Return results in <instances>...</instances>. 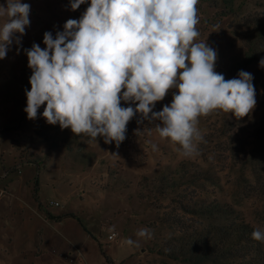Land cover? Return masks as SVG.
<instances>
[{
    "label": "rangeland",
    "instance_id": "obj_1",
    "mask_svg": "<svg viewBox=\"0 0 264 264\" xmlns=\"http://www.w3.org/2000/svg\"><path fill=\"white\" fill-rule=\"evenodd\" d=\"M21 2L30 4V26L23 36L15 34L20 44L14 37L6 57L0 59V146L6 149V162L17 155L41 169L49 168V178L56 173L65 179V192L54 194H75L51 199L59 207H49L50 200L42 204L43 208L63 209L74 215L70 219L78 217L83 222L81 225L76 221L80 236H72L78 250L72 247L57 253L62 264L71 259L79 264H186L151 250L184 226L216 222L214 218L186 213L183 204L219 203L234 210L232 215L217 217L219 220L243 218L254 228L264 229V67L248 65L258 69L260 78L258 85L257 72H249L257 103L248 116L237 119L216 111L199 118L203 141L198 142L197 155L181 156L176 150L179 146L156 131L155 126L161 122L143 119L139 113L128 123L126 138L117 148L115 142L104 143L103 137L95 140L87 135L76 136L70 128L48 124L42 116L46 105L40 107L36 119L27 118L24 109L32 70L24 50L34 43L45 48V32L55 38L68 19L78 20L85 10L83 4L81 9L72 10L66 0ZM233 4L235 13L227 17L198 4L197 42L206 41L216 50L218 73L227 70L229 60L243 57L241 38L246 26L264 22V0H234ZM0 5L6 6V0H0ZM175 91L170 90L156 102L153 111L170 105ZM121 106L129 104L122 101ZM166 184H173V188L162 196L161 188ZM30 188L35 197V181ZM52 189L48 186L47 194H53ZM113 225L117 239L110 242L109 228ZM142 228L150 231V238L136 235ZM129 238L135 242L133 245L126 244Z\"/></svg>",
    "mask_w": 264,
    "mask_h": 264
},
{
    "label": "clouds",
    "instance_id": "obj_2",
    "mask_svg": "<svg viewBox=\"0 0 264 264\" xmlns=\"http://www.w3.org/2000/svg\"><path fill=\"white\" fill-rule=\"evenodd\" d=\"M85 2L71 0V9ZM198 4L199 0H90L82 16L68 19L55 38L44 33L45 48L34 43L24 50L32 70L27 118L36 119L46 105L42 116L48 124L70 128L76 136L103 137L104 143L115 142L118 148L128 123L139 113L161 122L156 131L178 145L181 156L197 155L198 142L203 141L200 117L222 111L241 119L257 103L252 74L241 70L238 78L225 79L215 70L216 50L206 41L197 42ZM29 14L30 4L21 0L0 5V59L14 37L20 44L15 34H25ZM259 63L264 67V59ZM172 89L176 91L171 104L153 111ZM122 101L129 106H121ZM136 235L151 237L147 228ZM251 235L264 242V229L256 228ZM125 242L135 243L131 238Z\"/></svg>",
    "mask_w": 264,
    "mask_h": 264
},
{
    "label": "crops",
    "instance_id": "obj_3",
    "mask_svg": "<svg viewBox=\"0 0 264 264\" xmlns=\"http://www.w3.org/2000/svg\"><path fill=\"white\" fill-rule=\"evenodd\" d=\"M5 152L1 147L0 264H62L57 253L76 248L72 236L81 233L76 221L83 222L78 217L74 220L65 217L67 213L63 209L43 208L42 204L75 194H54L65 192V179H60L56 173L49 178V168L41 169L17 155L6 162ZM34 181L36 198L30 188ZM48 186L53 187V194H47Z\"/></svg>",
    "mask_w": 264,
    "mask_h": 264
},
{
    "label": "trees",
    "instance_id": "obj_4",
    "mask_svg": "<svg viewBox=\"0 0 264 264\" xmlns=\"http://www.w3.org/2000/svg\"><path fill=\"white\" fill-rule=\"evenodd\" d=\"M66 2L67 6L71 7V0ZM199 2L215 10L221 17L232 16L235 13L234 0H199ZM83 5L82 9L86 11L90 6V0H86ZM241 44L243 57L229 60L227 70L221 72L225 79L237 76L241 70L258 71L248 68V65L260 66L259 62L264 59V22L246 26L245 32L242 33ZM255 74L257 77L255 82L259 85V74L258 72ZM261 86L264 87L263 84ZM171 188L173 184L162 186L161 191L164 192L160 194L168 195L165 193ZM182 207L186 213L198 214L199 217L206 219L214 218L216 222L197 227L184 226L177 233L168 234L161 239L160 243L153 246L152 252L166 259L186 264H264L263 242L254 240L251 235L256 228L243 218L235 217L224 221L217 218L221 215H232L234 213L232 208L219 203L206 202L193 206L183 204ZM65 217L74 218V215L67 214Z\"/></svg>",
    "mask_w": 264,
    "mask_h": 264
},
{
    "label": "built area",
    "instance_id": "obj_5",
    "mask_svg": "<svg viewBox=\"0 0 264 264\" xmlns=\"http://www.w3.org/2000/svg\"><path fill=\"white\" fill-rule=\"evenodd\" d=\"M48 206L49 207H59L60 204L57 201L50 200L48 202ZM116 239H117V234L115 232H111L108 234V241L112 242V241H115ZM67 260L69 259L67 258ZM65 264H79V261H77V259H75L74 261L71 259L67 261Z\"/></svg>",
    "mask_w": 264,
    "mask_h": 264
}]
</instances>
